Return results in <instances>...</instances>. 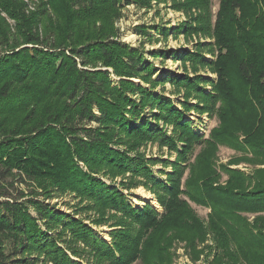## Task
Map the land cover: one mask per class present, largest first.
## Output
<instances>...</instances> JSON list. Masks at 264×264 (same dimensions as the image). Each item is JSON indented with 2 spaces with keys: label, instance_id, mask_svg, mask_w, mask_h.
<instances>
[{
  "label": "trees",
  "instance_id": "16d2710c",
  "mask_svg": "<svg viewBox=\"0 0 264 264\" xmlns=\"http://www.w3.org/2000/svg\"><path fill=\"white\" fill-rule=\"evenodd\" d=\"M121 2L66 0L73 8L69 12L71 19H79L76 15L80 17L82 13L89 17L113 13L112 9L120 8ZM45 5L28 13L21 1L0 0V8L16 21L12 32L6 19L0 17V47L5 49L0 53V117H4L0 119V264H134L140 259L145 264H165L164 250L172 242L164 243L162 238L153 241L152 236L146 238L147 232H156L171 217L181 218L179 224L188 230L200 229L195 225L196 213L181 195L210 209L208 225L219 248V261L215 258L214 264H264V168L258 170L250 186L249 177L232 168H227L230 176L226 186L212 184L205 156L199 158L202 163L207 161L205 173L199 169L198 175L187 179L186 188H182L180 180L163 183L148 166L142 170L133 167L148 185L165 195L161 203L166 213H158L151 206L134 208L123 192L94 177L105 168L102 163L111 160L126 167L136 164L111 147L119 142L118 127L167 146L179 156L190 145L200 143L187 123L181 121V114L174 110L171 117L169 103L159 102L149 90L130 81L134 77L151 78L155 73L152 66L143 67L144 56L139 50L96 41L90 36L85 43L74 46L78 20L46 28ZM223 14L229 29L224 38L235 40V45L244 49L239 53L230 40H221L222 54L239 55L235 69L247 83L246 99L255 109V123L241 133L225 128L220 139L264 161V0H221L217 23ZM95 25L96 21L92 22ZM67 30L71 32L62 37ZM95 62L114 66L115 74L127 79L113 86L110 72L95 68ZM215 71L221 80H232L226 66ZM218 97L226 98L223 92ZM62 98L66 102L53 113L54 124L38 123L21 135L6 128L12 114L28 110L24 117H35L36 106L45 108L49 103L52 108L53 102ZM144 103L151 109L160 105L158 119L165 124L176 121L175 131L179 133L169 135L160 126L136 122L143 114ZM94 122L100 126L86 125ZM36 180H54L57 190L67 189L94 199L105 209L120 214V224H108L104 217L81 218L77 214L81 210L74 213L58 209L51 204L55 190H38L31 185ZM243 213L260 216L248 222ZM193 218L196 222L190 228ZM94 224L116 227L110 232V242L95 231ZM201 230L204 236L208 226ZM152 246L154 251L150 250Z\"/></svg>",
  "mask_w": 264,
  "mask_h": 264
},
{
  "label": "rangeland",
  "instance_id": "374dc122",
  "mask_svg": "<svg viewBox=\"0 0 264 264\" xmlns=\"http://www.w3.org/2000/svg\"><path fill=\"white\" fill-rule=\"evenodd\" d=\"M18 1L25 3L26 7L24 8L28 13L34 12L38 6L46 4L44 9L47 10L48 16L44 18L43 23L46 28L55 29L57 24L66 26L72 24L74 20H78L75 23L77 40H74V46L85 43L87 37L90 36L96 41L103 40L105 43H116L122 47L139 50L144 56L143 67L152 66L155 73L151 78L146 77L143 80L134 77L130 81L135 86H142L149 90L152 95L158 97L159 102L169 103L171 117L173 118V114H175L174 110L181 114V121L187 123L186 125L198 138L200 144L190 145L184 155L179 156L167 146L150 139L145 140L139 135L134 136L123 132L118 127L116 133L119 136L116 139L118 138L119 142L115 145L112 144L111 147L125 153L128 158L134 159L136 164L126 167L123 163L113 160L106 164L102 163L101 166L105 167L102 168V173L93 174L102 184H107V186L123 192L134 208L151 206L158 213H166L167 211L161 203V198H165V195L148 185V182L140 176L142 173L133 167L142 170L144 166H148L152 170L153 176L163 183L170 179L180 180L182 188H186L187 179L195 176L199 169L203 172L208 167H210V171L207 174L212 184L226 186L230 176L227 168L244 172L251 180L247 181V186L255 183L258 170L264 168V161L243 150H235L220 139L225 128L237 129L241 133V130H248L255 123V109L246 99L247 83L238 76L235 69L236 59L239 55L230 52L227 54L228 56H225L222 54L224 49L220 47L221 40H230L224 38L226 34H229L225 21L226 15L223 14L222 20L217 23L221 0H144L145 3H136L131 0L128 4L127 0H121L120 8H113V13L105 14L104 12L98 17H89L90 15L82 13L80 17L76 15V18L79 19L69 17V12H72L73 8L68 7L66 0ZM0 17L6 19L5 22L12 32L16 29V21L1 8ZM94 21H96V25L92 26ZM69 31H65L62 37ZM230 42L235 50L242 53L244 48L235 45V40H230ZM4 50L0 47V53ZM103 64V62H95L94 67L108 70L113 86H119L122 80L127 79L117 76L114 66ZM221 66L228 68V76L232 79L231 81H223L218 77L215 69ZM92 67L88 66V68ZM220 81H222V87L219 84ZM227 89L232 91L230 95L224 91ZM220 92H223L226 98H219ZM136 97L134 96V98ZM140 101L137 99V102ZM65 102L66 99L62 98L55 100L52 108L49 103L45 108L43 105L36 106L34 108V112L37 111L35 117H24L25 114H28V110L23 113H14L8 117L6 128L8 131L13 130L21 135L38 123L50 122V124H54L53 113ZM160 108V105H155L154 109H151L144 103L142 105L143 114L135 121L138 123L148 122L151 127L160 126L169 135L179 133L178 129L175 131L176 121L165 124L163 119H158L161 113ZM20 109L25 108L20 107ZM153 114L158 115L154 117ZM128 117L133 120L130 116ZM2 118L4 117L1 116L0 119ZM86 125L100 126L95 122ZM240 133V139H243L244 137ZM201 157L209 160L208 167L206 166L207 161L202 163L203 160L199 159ZM109 162L112 165H108ZM54 184H56L54 180H36L31 183L41 191L55 190L51 204H55L58 209L74 213L81 210L83 212L77 213L81 218L104 217L109 220L108 224H120L122 219L120 214L105 209V205L88 196H82L67 189L57 190ZM145 195H148L149 198H145ZM181 198L196 213L197 223L195 225L200 229L188 230L184 228V225L179 224L181 218L171 217L166 219L165 225L156 232L153 230L147 232L146 238L152 236L153 241L162 238L164 243L172 242V246L167 245L164 250L167 252L165 264H214L219 248L215 242L214 233L211 232L210 225H208L210 209L192 202L186 195H181ZM258 216L260 215L253 216L243 213L244 219L248 222H252ZM173 219L175 221H171ZM192 222L190 228H194L196 220L193 218ZM92 226L101 237L110 242V232L116 227L110 228L109 225L96 226L95 224ZM207 226L208 230L202 236L201 229L207 228ZM150 250L154 251V247L152 246ZM134 264H145V262L140 259Z\"/></svg>",
  "mask_w": 264,
  "mask_h": 264
},
{
  "label": "bare ground",
  "instance_id": "6f19581e",
  "mask_svg": "<svg viewBox=\"0 0 264 264\" xmlns=\"http://www.w3.org/2000/svg\"><path fill=\"white\" fill-rule=\"evenodd\" d=\"M144 197H145V198H149V196H148V195H145ZM150 199H151V198H150Z\"/></svg>",
  "mask_w": 264,
  "mask_h": 264
}]
</instances>
